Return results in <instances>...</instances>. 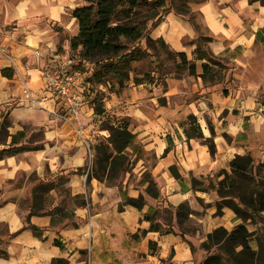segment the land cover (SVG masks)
<instances>
[{
    "label": "crops",
    "instance_id": "1",
    "mask_svg": "<svg viewBox=\"0 0 264 264\" xmlns=\"http://www.w3.org/2000/svg\"><path fill=\"white\" fill-rule=\"evenodd\" d=\"M82 4L81 0H0V27L10 20H19L16 32L2 31L0 41L12 42L17 60L31 63L29 78L33 89L39 90L44 83L42 67L71 55L70 38L78 32L71 11ZM188 4L191 12L199 15L202 32L211 38V52L227 57L235 67L233 76L239 88H229L227 93L215 89L206 95L199 92L193 98L183 97L177 104H156L150 114L139 107L141 133L138 128L133 133L139 138L140 153L150 151L154 159L152 166H142V172L150 169L151 174L162 179L167 202L179 205L189 201L194 209L198 199L208 202L198 219L204 236L197 249L192 251L190 244L175 233L149 231L138 240L133 239V233L148 229L150 222L143 214L152 202L147 199L150 203L142 210L130 205L119 210L122 197L117 186L95 177L87 180L86 149L71 126L54 118L48 110L24 106L17 74L2 59L0 123L6 109L10 125L8 135L0 140V149L12 145V136L17 133L15 146L38 147L0 159V264H51L59 257L66 258L68 264H198L206 253L201 243L208 233L217 226L231 230L242 222L227 206L216 213L214 193L193 189L191 178L203 180L220 170L229 172L234 156L247 152L264 165V97L260 94L264 91V5L258 0H189ZM150 30L151 38H162L172 50L185 52L187 58L200 34L189 19L174 10L163 15ZM35 50L41 52L39 58L33 55ZM3 68L10 76L2 74ZM18 68L21 69L19 63ZM88 68L91 71L92 65ZM166 82L163 97L169 99L178 93L176 85L182 81L170 77ZM87 83L91 86L89 80ZM195 86L193 92L199 91L201 82ZM88 92L84 93L80 120L90 138L101 139L98 123L104 112L95 113ZM110 102L114 100H108L103 107L107 109ZM46 105L50 108L53 103ZM189 114L198 116L204 137H212L216 144L213 156L206 144L187 138L185 130L177 125V118ZM168 141L171 145L166 151ZM172 165H176L181 179L169 172ZM39 180L51 181L54 187L43 192L41 212L30 214L33 190ZM62 181L71 201L68 207H62L61 199H52L53 194L62 192ZM127 194L135 197L138 190L128 188ZM83 198L85 206L78 203ZM245 226L250 231L264 229V210L260 211L258 224L247 221ZM150 240L157 245L153 253L149 251ZM250 243L257 249L254 239Z\"/></svg>",
    "mask_w": 264,
    "mask_h": 264
},
{
    "label": "trees",
    "instance_id": "2",
    "mask_svg": "<svg viewBox=\"0 0 264 264\" xmlns=\"http://www.w3.org/2000/svg\"><path fill=\"white\" fill-rule=\"evenodd\" d=\"M178 1L180 4L177 7H172V2L168 0H86V3L76 6L71 14L77 21L78 32L70 38V46L72 50H79L77 59L92 65L91 75L88 78L91 86L106 84L110 80L115 81L120 86L123 85L125 81L131 78L132 63L141 62L144 58L150 57L152 53L149 49L155 48L156 43L167 47L172 56L179 58V66H186L190 72L194 73L195 61L188 59L185 52L172 50L162 38L153 39L150 37V29L171 9L178 15L190 16L189 0ZM254 1L257 0H250V2ZM258 1L264 5V0ZM142 40L145 41L146 47L141 45ZM208 41H211V38ZM192 55L197 60H204L201 64L202 73L200 74L204 81L208 76L212 78L218 75L219 71L215 69L221 62L213 53L208 54L204 50H200V45L197 44ZM1 72L5 76L11 74L5 68ZM132 80L134 84L138 85L143 82L152 84L156 79L149 73H145L141 77L138 74L134 75ZM163 86L166 88L165 82H163ZM94 110L97 114L103 112L102 106L100 108L98 104H95ZM187 120L190 123V126L184 129L187 138H201L202 143L208 146L210 155L213 156L216 151V144L212 137H204L195 115L189 114ZM9 125V119L4 116L0 123V134L7 136ZM105 129L109 131V135L104 139H99L95 144V153L91 167L87 172V180L95 177L100 181L110 183L120 174H125L131 170L139 157L140 145L136 142V135L128 129L126 124H111L107 125ZM18 135L19 133L12 136V145L0 149V159L38 147L37 145L15 146L14 143L18 141ZM168 145L166 151L170 149V141H168ZM254 161L255 157L251 152L235 155L229 164L230 172L220 170L218 175H223V178L216 183L214 177L211 176L204 178L207 183H204V179L191 178L193 189L213 190L218 193L220 202L217 205L216 213H219L223 206H227L232 208L237 217L242 220L241 223L234 225L231 230L217 226L208 233L201 243V248L206 253L198 264H264V229L259 227L258 232L250 231L245 226L247 221L258 224L260 211L264 210V175L262 174L264 165L260 162L254 165ZM169 172L177 179L182 178L176 165L169 167ZM64 179L65 177L62 176V180ZM142 181L147 183L146 192L158 200L160 190L156 187L153 175L144 171ZM53 184L51 181L39 180L33 190L30 214L41 212L43 192L54 187ZM122 198L119 210L127 205L142 210L147 204L142 194H139L138 197H132L127 192H123ZM78 203L83 206L87 204L84 198ZM46 212H50V210ZM193 212V208L187 201L177 205L174 208L173 216L176 217L178 226H181ZM158 213V209L150 205L143 214L144 219L150 222L148 229L141 230L140 233L135 232L131 237L138 240L140 236L149 231L176 234L172 230L171 222L166 224L165 229H161L163 224L158 220ZM169 213L170 215L172 213L170 209ZM30 227L34 230L37 229L34 225H30ZM180 235L183 239V234ZM253 239L257 243V249L250 243ZM55 243L60 247L62 246L58 240ZM187 243L194 251V245L190 241ZM148 246L153 253L156 243L150 240ZM51 264H68V260L59 257L53 259Z\"/></svg>",
    "mask_w": 264,
    "mask_h": 264
},
{
    "label": "rangeland",
    "instance_id": "3",
    "mask_svg": "<svg viewBox=\"0 0 264 264\" xmlns=\"http://www.w3.org/2000/svg\"><path fill=\"white\" fill-rule=\"evenodd\" d=\"M81 1L86 3V0H81ZM168 1L172 2V7H177L180 4L178 0H168ZM189 15L190 16L186 18L189 19L190 17L189 21L193 23L196 29L200 30V34L198 35V38L193 41L194 43H196L195 48L197 47L198 44L200 45V50H204L206 53L212 54L211 50L209 49V43H208L209 42L208 39L210 37L207 33L202 32V30L200 29L201 25L199 24V15L192 12H190ZM18 21L19 20H14V21L10 20L7 24L3 23V25H1L0 27V35H2V31L5 33L16 32L17 28L19 27ZM156 44L157 45L155 46V48L149 49L150 53H152L150 57L144 58L143 60H141V62L132 63L133 70L131 72V78H133V76L136 74H138L141 77L145 73H149V75L155 77L156 80L154 83L150 84L143 82L142 84L136 85L133 83V80L130 78V80L125 81L124 84L121 86L113 80L108 81L106 84H99L102 85L103 87H100L99 85H95V87L92 88V86H90L87 96L92 98V101L94 102V106L95 104H98V107L100 108L102 106L104 112L103 118H101V121L98 123L99 127L102 129L101 130L102 132H100L101 134L100 136H102L101 139H104L109 135V131H107L105 127L111 124H119V123L126 124L128 129H130L132 132H134V130L138 128L139 133H141L140 128L142 126L137 117V109L139 107L143 108L146 112L150 114V112L153 111L152 107L156 106V104L163 105L168 103L167 101H171L172 103L177 104L180 103V100H182L183 97H185L184 100H186L187 98H193L196 97V95H198L199 92H202L204 95H206L212 92L213 89H215V90H222L224 93H227L229 88H233V89L239 88V85L237 84V81L234 78L235 76H233V72H235L234 71L235 67L232 64H230V61L227 57H221L214 54L215 57L220 59L221 62L219 66H217L215 69L216 71H219V73L217 76H213L212 78L208 76L206 81H204L200 75L202 73L201 64L204 60L201 59L197 60L194 58V55L188 57V59L195 61L196 64L195 71L194 73H192L189 71V69L186 66L181 67L178 65L179 58L172 56L169 53L167 47L158 43ZM141 45L143 47L147 46L144 40H142ZM78 52H79L78 49L77 50L71 49L70 56L78 62V67H79L78 69L81 68L82 71L85 69L83 71V74L85 73L86 79H88L91 75V71H89L90 68H88V65L89 67H91V65L77 59L76 57H78L77 56ZM170 77L180 79L182 82L181 84L176 85L177 87L176 92L178 93L171 95L170 97H168L169 99H167L166 96L163 97L164 90L167 89L166 86H165L166 88H164L163 82L167 83L166 81ZM199 81L201 82V88L199 89V91L193 92V90L197 89L195 83L196 82L199 83ZM260 94L261 97L263 98L264 91L261 92ZM112 99L114 100V102H110L108 108L105 109L103 106H105L108 100H112ZM2 113L3 114L1 115V122L4 116L8 118V113H6V109H4ZM196 118H197V122H199L198 116ZM207 121L208 123H210L208 118ZM176 123L177 125H179V127L182 130L190 126L189 120H187V116H185V118L183 117L177 118ZM171 124L172 126H175V124L172 121ZM157 130L162 133L165 132V130H159L158 128ZM136 134H138V132ZM3 139L4 136L0 134V140ZM196 140L202 142L201 138L200 139L196 138ZM98 141L99 138H97V142ZM136 142H139V138L136 139ZM153 163H154V159L150 151L147 150L143 151L139 154V159L135 161L130 171H128L125 174H120L116 179H113L111 180L110 183L107 182L106 184L111 186H117L119 188L121 197L123 192H128V188L137 189L138 194L135 197H138L139 194H142L145 197L146 203H150L147 200L149 199L152 202L151 205L158 209L159 213L157 217L158 220H160V222L163 224L161 226V229L162 230L165 229L167 227L166 224L168 222H171L172 230L176 232V234L178 235L182 233L184 241L186 243L189 241L191 242V244L194 243L193 244L194 249L196 250L199 245V239L204 236V232L201 229V223H199L198 219L204 213V210L206 209L208 202L203 201V199L202 200L198 199L196 201L198 207L196 209L193 208L194 212L189 215L190 217H188V219L184 221L181 226H178L176 217L173 216L174 208L177 205H172L171 203L167 202L161 184L162 179L152 174L156 187L160 190V197L158 200L151 197L146 192L145 187L147 183L142 181L143 172L144 171L150 172V169L144 170L142 172L143 169L142 166H144V164L147 166H152ZM257 164L258 163L255 160L254 165ZM218 172H216V174L214 175V179H216V182L221 178H223V175H218ZM229 172H230V166H229ZM262 174L264 175V170H262ZM31 177L33 178L34 175H31ZM204 181H205L204 183H207L206 179H204ZM63 183L64 182H61V187H60L62 192L58 193L57 190L58 194L57 195L53 194L52 199H55L56 201H59L61 199L62 207H68L71 201L69 198V194L65 193V187L64 185H62ZM207 192L214 193L215 201H216L215 204L218 205V203L220 202L219 201L220 197L218 193L213 190H208ZM169 209L172 211L171 215L169 213ZM2 231H3V225L0 224V233ZM151 250L152 249L149 248V251ZM154 250H157V245Z\"/></svg>",
    "mask_w": 264,
    "mask_h": 264
},
{
    "label": "built area",
    "instance_id": "4",
    "mask_svg": "<svg viewBox=\"0 0 264 264\" xmlns=\"http://www.w3.org/2000/svg\"><path fill=\"white\" fill-rule=\"evenodd\" d=\"M12 42L0 41V60L9 62V66L17 74L21 90V103L28 108L44 109L59 120L71 126L75 136L85 147L87 153L86 172L91 167L95 153L97 138L93 140L86 132L80 120L84 93L88 92L90 85L87 83L86 74L78 69V62L71 56L56 60L52 65L42 67L41 72L44 83L39 90L30 85L29 71L32 67L28 61H18L11 49ZM39 58L41 52H33ZM18 63L21 69L18 68ZM53 103L52 107L46 105Z\"/></svg>",
    "mask_w": 264,
    "mask_h": 264
}]
</instances>
